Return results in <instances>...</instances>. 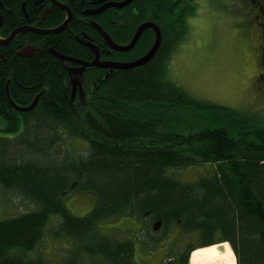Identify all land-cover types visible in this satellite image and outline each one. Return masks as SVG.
I'll return each mask as SVG.
<instances>
[{"label": "trees", "instance_id": "1", "mask_svg": "<svg viewBox=\"0 0 264 264\" xmlns=\"http://www.w3.org/2000/svg\"><path fill=\"white\" fill-rule=\"evenodd\" d=\"M8 1L19 11L27 0ZM195 10L194 0H133L119 12L96 16L118 44L128 43L143 22L156 23L162 41L144 65L107 75L93 65L80 77L79 92L70 70L74 64L54 54L94 61L86 42L101 48V36L77 21L78 11L41 53L11 62L2 50L8 63L0 59V185L19 190L37 209L0 220V264H45L28 254L44 238L50 216L60 217L55 235L74 241L62 264H136L131 240L100 230L103 222L122 217H145L153 229L160 222L164 235H151L153 245L173 227L198 236L173 256L178 264H189L192 250L222 242L230 244L237 264H264V127L193 96L167 76ZM154 39L155 32L147 30L132 52L112 50L108 58L143 55ZM7 88L22 107L39 95L35 108L17 110ZM75 138L89 141L87 153L69 148ZM189 167L211 170L191 181L173 175ZM74 184L96 196L85 216L65 205Z\"/></svg>", "mask_w": 264, "mask_h": 264}, {"label": "rangeland", "instance_id": "2", "mask_svg": "<svg viewBox=\"0 0 264 264\" xmlns=\"http://www.w3.org/2000/svg\"><path fill=\"white\" fill-rule=\"evenodd\" d=\"M194 1L196 10L187 19L186 35L166 66L168 78L193 96L234 109L264 127V79L259 77L263 69L258 41V28L264 18L259 5L254 0ZM75 139L69 148L78 154L87 153L89 141ZM207 170L211 168L189 167L173 170V175L191 181ZM95 202L96 196L78 190L77 184L65 199L67 209L75 216H85ZM35 209V203L19 190L0 185V220ZM146 222L145 217L110 219L100 225V230L118 241L131 240L136 264H170L175 254L199 241L198 236L173 227L164 241L160 239L153 245L150 236L161 238L164 233L161 227L153 229V224ZM59 223V216H50L44 238L28 254V259L41 258L45 264H62L66 260L74 241L55 235Z\"/></svg>", "mask_w": 264, "mask_h": 264}, {"label": "flooded vegetation", "instance_id": "3", "mask_svg": "<svg viewBox=\"0 0 264 264\" xmlns=\"http://www.w3.org/2000/svg\"><path fill=\"white\" fill-rule=\"evenodd\" d=\"M101 1L102 0H88V1H86V0H31L30 1L31 4H27L29 2V0H27V1H24L22 3V7L20 8L19 11H17L13 7L11 2H9L8 0H0V41H4V40L8 39L15 30L23 29V28H31V29H27L25 31H21L13 39L8 41V43H6V42L4 44L0 43V50H1L0 51V59H2L4 63H6V64L8 63V58L3 53V51H7L8 57H10L11 62H13L14 59L17 56H19L18 52H20L26 46H33L36 49L34 54L41 53L43 51L44 47L46 46L47 42L50 40V38L54 34H57V33L64 31L73 22L74 17H75V13H74L75 10L79 12L78 16H77L78 22H84L86 24H91V25L93 22H96L98 25H100L94 19L96 16H99L106 11H112V13L114 14V10H117V12H119L118 9H121V8H116V7H108L105 11L98 13V14H95V15H87L86 14L87 11L97 10L106 3L121 2L119 0H105L102 2ZM254 1H255L256 5H259L258 10L262 12L263 18H264V0H254ZM132 2H133V0L131 1V3ZM131 3L128 5H131ZM63 5L67 6L69 11L71 12V18H70L68 25L63 30H61L59 32L45 33L46 31L58 29L67 20L68 12H67L66 8H63L64 7ZM87 5H88V7H87ZM111 23L114 26L116 24V18L112 19ZM143 23H153V22H143ZM143 23H141V24H143ZM141 24H139L138 26L135 27V29L133 30L132 37L130 38L128 43L123 44V45H128L129 43H131V41L133 40V38L135 36L137 29L139 28V26ZM154 24H156V23H154ZM147 30H152L155 32V39H154V43H155V40H156L155 29L150 27V28H147L145 31H147ZM76 31H78V30H76ZM144 32L142 33V35L140 36V38L138 39V41L136 42L134 47L131 50L126 51V53L132 52L138 46V43L140 42V39L142 38ZM79 33H85V32L79 31ZM258 33H259L258 34V41H259V46H260V50H261V66H262L261 69H263L260 72L259 77L261 79H264V20L262 21V23H260V28H258ZM107 34L110 36L109 33H107ZM92 40H93V37L91 36L89 38V41H92ZM112 40H113V38H112ZM15 42L18 43L17 46H20L19 49L16 51H14L15 46L13 44ZM100 43H101L100 44L101 48H99L98 46L97 47L99 48V60H101V61L133 62V61H136V60L142 58L146 54V53H144L143 55H140V56L131 55L129 57V59L125 60V61L109 59L108 57L110 56L112 49L109 47L108 43L105 41L103 36H101ZM154 43H153V45H154ZM116 44H118V43H116ZM152 46H151V48H152ZM95 54L96 55L94 57V61L95 60L97 61L98 54L96 52H95ZM103 56H106L107 58H104ZM79 60H83L85 62V64L82 65L80 63L71 62L74 64L75 67L74 68L72 67L70 69L71 73H73L72 77L76 76V78L73 79V82H74V89H78V92L82 91V89H83V85H82L83 80L80 81V77L85 75L89 69L94 67L93 65H90V63L94 62V61H92L93 59L91 60L92 62H88L87 60H84V59H79ZM95 67L106 70V72H105L106 74H104V75H107L110 72H112L113 70H115V69L111 70L110 68H102V67H99L98 65H96ZM169 261H171V260H169ZM170 263L178 264V258L173 257V259Z\"/></svg>", "mask_w": 264, "mask_h": 264}, {"label": "water", "instance_id": "4", "mask_svg": "<svg viewBox=\"0 0 264 264\" xmlns=\"http://www.w3.org/2000/svg\"><path fill=\"white\" fill-rule=\"evenodd\" d=\"M102 1H105V0H102ZM131 1L132 0H125L123 2L106 3V4H104L102 7H100L97 10L87 11L86 14L87 15H95V14H98V13H101V12L105 11L108 7L123 8V7L127 6L128 4H130ZM63 6H64L63 8H66V10L68 12V18H67V20L58 29L46 31L45 33H56V32H59V31L63 30L68 25V23L70 21V18H71V12L69 11V9H68L67 6H65V5H63ZM92 25L99 32V34L101 36H103V38L105 39V41L108 43L109 47L112 50L119 51V52H126V51L131 50L134 47V45L136 44V42L138 41V39L140 38V36L142 35V33L147 28L152 27L156 31V40H155V43L152 46V48L142 58H140V59H138L136 61H133V62L101 61V60H99V48L97 46L91 44V43H87L86 42V44L93 51H95L98 54L97 61L95 60L94 62L90 63V65H98L99 67H102V68H110L111 70H113V69H129V68H132V67H137V66L144 65L147 62H149V60H151L155 56L156 52L159 49V46L161 44V41H162V34H161V31H160V28L156 24H154V23H143V24H141L139 26V28L137 29L133 40L128 45L116 44L112 40V38L107 34V32L100 25H98L96 22H93ZM27 29H31V28H23V29L15 30L8 39H6L4 41H0V43H3V44L5 42L8 43V41H10L11 39H13L18 33H20L21 31H25ZM35 51H36V49L33 46H26L20 52H18V55L19 56H22V57H24V56H31V55H33L35 53ZM54 54L56 56H58L59 58H61L62 60H66V61L73 62V63H80L82 65L85 64V62L83 60L75 59L73 57H69V56H65V55H61V54H56V53H54ZM7 95L9 97L10 101H11V104L17 110H19L21 112H28V111L34 109L35 106H36V104H37V101L39 99V95H38L29 106L22 107V106L16 105L12 101V99L10 97V94H9V91H8V88H7ZM158 226H160V222H157L154 225V228L155 229L156 228L158 229ZM223 243H225V242H222L220 244H223ZM192 252H191V254H192Z\"/></svg>", "mask_w": 264, "mask_h": 264}, {"label": "bare ground", "instance_id": "5", "mask_svg": "<svg viewBox=\"0 0 264 264\" xmlns=\"http://www.w3.org/2000/svg\"><path fill=\"white\" fill-rule=\"evenodd\" d=\"M228 244L225 242L195 249L190 256V264H237Z\"/></svg>", "mask_w": 264, "mask_h": 264}, {"label": "clouds", "instance_id": "6", "mask_svg": "<svg viewBox=\"0 0 264 264\" xmlns=\"http://www.w3.org/2000/svg\"><path fill=\"white\" fill-rule=\"evenodd\" d=\"M227 243H228V242H227ZM219 244H220V243H219ZM229 245H230V244H229ZM199 248H200V247H199ZM196 249H197V248H196ZM194 250H195V249H194ZM192 251H193V250H192ZM192 251H191V252H192ZM190 255H191V253H190ZM189 257H190V256H189Z\"/></svg>", "mask_w": 264, "mask_h": 264}]
</instances>
